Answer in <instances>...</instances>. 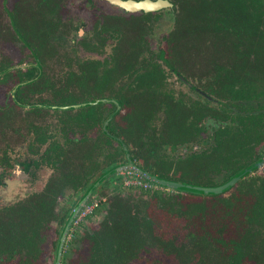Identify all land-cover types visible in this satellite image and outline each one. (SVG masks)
Masks as SVG:
<instances>
[{"label":"trees","instance_id":"obj_1","mask_svg":"<svg viewBox=\"0 0 264 264\" xmlns=\"http://www.w3.org/2000/svg\"><path fill=\"white\" fill-rule=\"evenodd\" d=\"M17 1L21 3L16 14L8 10L6 0L0 1V40L32 42V52L42 57V43L53 33L55 23L40 15V0L36 7L29 0ZM56 1H45L47 12L54 9ZM173 2L175 17L164 37L167 47L166 55L160 54L162 60L183 74H200L199 84L203 74H207L202 88L227 106L238 108L239 104L253 100L257 104L264 97V1ZM129 27L126 58L116 51L109 66L108 62H83L78 69L68 71L69 81L78 72L94 73L99 67L106 75L120 72L125 64L130 68L137 56L136 49L141 47L142 26L133 22ZM199 57L204 60L203 66L193 68L192 62ZM3 68L0 64V71ZM17 76L20 80L21 74ZM9 77L10 72L3 74L0 83ZM154 77L155 83L160 84L164 78L157 64L155 70L148 68L136 76L141 82ZM118 98L126 109L124 114L114 115L109 131L125 140L137 164L157 175L183 182L214 184L219 182L218 176L225 180L251 163L240 162L249 144L260 138L249 128L240 135L229 132L220 138L221 128L213 135L207 132V140L214 141L212 145L207 141V148L184 156L166 154L167 151L175 153L182 145L190 147V142L203 130L206 115L218 117L217 106L208 101L204 106L199 100L189 105L162 88L155 90V95L147 92L129 97L118 95ZM77 99L61 96L57 102L70 103ZM115 149L111 159L96 169L84 184L83 192L106 170L125 161L121 148ZM72 168L64 173L61 184L72 181L76 174ZM250 179L247 173L234 186L236 193L217 195L188 190L173 193V190L138 183L121 184L123 192L149 195L148 201H135L122 194L114 196L115 208L107 210L97 227L85 234L81 253L71 264H264V177ZM104 183L103 179L97 187ZM61 184L47 189L40 198L29 197L0 212V264L54 263L58 241L54 239L46 244L44 234L54 217L52 207ZM101 208L97 203L89 215ZM70 212L62 220V227ZM45 245H49V253L43 262Z\"/></svg>","mask_w":264,"mask_h":264},{"label":"flooded vegetation","instance_id":"obj_2","mask_svg":"<svg viewBox=\"0 0 264 264\" xmlns=\"http://www.w3.org/2000/svg\"><path fill=\"white\" fill-rule=\"evenodd\" d=\"M29 1L31 5L36 7L37 0ZM45 1L40 0V15L43 19L49 18L54 22L55 28L48 39L42 43L43 56L39 57L32 52L33 48L30 46L32 42L14 39L13 42H20L26 48L31 60L23 64L0 63L4 65V68L0 71V78L3 74L10 72L11 77L9 79L13 80L8 90V99L0 105V188H6L8 181L16 182L15 179L17 178H19V182H23L20 179L27 181V185L21 188L23 193L17 195L16 199L7 201L3 196H0V212L10 205L23 202L29 197L40 198L44 196L47 189H53L57 184H61L64 173L74 167L72 170L76 174L73 176L72 181L58 187L59 192L54 198L52 207L54 217L49 221L50 227L44 234L46 241L54 239L58 241L63 230L62 220L67 217L70 209L86 192H83L84 184L91 178L96 169L102 168L111 159L112 148H121L125 158L124 162L116 165L127 163L121 142L125 144L131 158L125 140L109 131V125L113 121L114 115L118 112L124 114L126 109L119 100L118 95L129 97L137 93L147 92H153L155 95V90L158 91L162 88L172 93L175 98H181L189 105L199 100L203 106L207 101L212 106H217L218 117L213 118L206 115L203 130L199 132L198 137L190 142V147L182 145L179 149H175V153L167 151L166 154L169 156H172V154L184 156L189 152L207 148L209 146L206 144L207 141L210 145L214 141L207 140L206 133L209 132L210 135H213L220 128V132H222L219 133L220 135L218 134L219 138L224 137L229 132L240 135L247 128L260 135L259 139L249 144L244 156L240 159L241 163L251 161L249 164L251 165L264 156V97L260 98L257 104L254 100L245 101L246 103L238 105L239 109L230 105L227 106L226 103L219 102L217 98L207 94L202 88L206 85L207 74H203L199 84L197 78L200 74H183L162 60L160 54L166 55L165 49L167 47L164 37L171 29L175 17L173 0H168L171 6H164L156 10L142 8L130 10L127 7L118 5L114 0H57L51 12L46 11ZM147 1L154 2L155 0ZM20 3L21 1L17 0H6L5 5L8 10L16 14L17 5H20ZM118 9L120 12L115 11ZM164 9L171 13L172 19L167 28L160 32L158 38L156 36L155 50L153 51L151 45L154 40L149 35L154 34L155 22L160 19V13ZM75 12H79L77 14L78 18L73 17ZM133 22H138L142 26V33L139 34L141 47L136 49L137 51L135 50L137 56L130 68L125 64L121 67L120 72L116 71L114 74L106 75L100 71L99 67V71L94 73L78 72L72 75V81H69L71 75L68 71L78 69V65L83 62L93 61L99 64L108 62L109 66L116 51L122 53L123 57L126 58L128 53L126 39L130 35L128 27ZM33 42L36 43V41ZM56 47L58 49L64 48L62 50L66 53L71 51L73 55L75 54L74 67L65 73H60L61 76H58L60 84L57 83L54 86L50 83L48 87L51 88V96L48 99L34 100L27 90H30L37 81L43 80L44 82L47 80V75L43 72L44 54L51 50L56 51ZM71 53L69 54L71 55ZM124 63H126L125 59ZM155 64L163 70L164 78L161 84L159 82L155 83V77L147 79L145 82L138 81L136 76H140L148 68L155 70ZM13 71L16 74L12 73ZM28 71H31L29 75L26 74ZM18 73L21 74L20 80L17 79ZM170 75L184 85L187 92L174 89L170 85ZM76 78H79V80ZM81 80H84V82H81ZM61 96H73L78 99L74 102L60 104L57 101ZM18 97L19 99H17ZM95 100L98 101L94 102ZM92 101L94 103L88 104ZM80 103L86 104L69 109L49 107ZM3 111L8 114L5 115ZM42 112H48L53 122L36 121L37 118H40ZM221 116L225 117L226 120H223ZM224 126H227L226 129H223ZM106 138L110 141H106ZM205 140L206 142H204ZM259 144L260 147L250 155V151L253 152L254 147L259 146ZM243 158L246 160H243ZM132 161L136 166L143 168L135 160L132 159ZM259 168L264 169V163L248 173L251 178L254 177L255 181L264 177V175L257 174L256 171ZM113 173L115 175L111 174L112 176L110 175L104 179L105 183L102 187H97L98 185L95 187L98 189L92 191L89 202L101 191H106L115 182L124 184L123 180L128 177L138 184L151 186L144 181L135 180V171L128 170V168ZM245 176L238 179L224 192L232 189ZM229 178L223 180L222 177L218 176L216 178L219 181L218 183L206 185H219ZM16 183L13 184L14 187H18ZM60 202H63L62 206L58 207ZM47 253H49V250Z\"/></svg>","mask_w":264,"mask_h":264},{"label":"rangeland","instance_id":"obj_3","mask_svg":"<svg viewBox=\"0 0 264 264\" xmlns=\"http://www.w3.org/2000/svg\"><path fill=\"white\" fill-rule=\"evenodd\" d=\"M117 12H120V10H115ZM79 12H75L74 18H78ZM172 19V15L168 10H162L160 13V19L155 22V26L153 29L154 34L149 35L150 38L152 37L154 42L151 45V48L153 51L155 50V41H156V36L158 38L159 34L161 31L167 28L169 25L170 20ZM152 32V33H153ZM68 35V34H67ZM14 40H0V63H10V64H23L26 61L31 60V56L29 52L24 48V46L20 42H13ZM68 41V40H67ZM64 48H59L56 47V51H48L47 53L44 54V65H43V72L45 75H47V80L43 82V80H39L36 83H34V86L30 88V90H27L30 96L34 100H39V99H48L51 96V88L48 86L53 84H60L59 83V77L61 76L60 73H65L67 72L70 68L74 67L75 61L74 57L75 54L71 53V51H63ZM71 53V55L69 54ZM99 57V56H98ZM191 61V59H190ZM203 59L202 57L197 60L192 62L193 68H200V66H203ZM195 70V69H194ZM197 70V69H196ZM12 73H15L13 71ZM16 74V73H15ZM59 76V77H58ZM12 79L10 80L9 78L0 83V105L4 102V100L8 99V90L11 87L12 84ZM170 85L173 86L174 89L178 91H184L187 92V89L184 85L180 84L174 77L170 75L169 78ZM43 121L45 120L46 122H53L52 117L48 112H42L40 115V118H37L36 121ZM260 147L256 145L253 149V152L250 151V155L254 153V150ZM113 151H117L114 147L112 148ZM252 152V153H251ZM247 158V157H246ZM243 160H246L243 158ZM242 160V161H243ZM258 175L263 176L264 175V169L259 168L258 171H256ZM254 178V177H253ZM252 178V179H253ZM252 179H250L252 181ZM19 178L15 179V181H8L7 187L6 188H0V196H3L5 200H14L16 197L20 195L22 191V186L27 185V181H24V179H20L23 182L18 181ZM122 180V179H121ZM124 184H129V183H134L131 178H125L123 180ZM17 184L18 187H14L13 184ZM20 183V184H18ZM120 191L122 193H120ZM105 194H98L96 195L91 202H89L87 205L84 206L82 211L76 216L75 220L73 221V224L71 225L69 229V233L66 237L65 245L63 248V256L61 260V264H71L74 257L79 255L82 250L83 246V241L85 238L86 233L90 232L93 227H97L98 223L100 220H102L103 216L106 215V211L110 210V208H115L114 204V196H118V194H122V196L128 195L129 197H132L135 201L139 202H146L149 199V195H143L142 193H138L137 191L133 192H123L121 190V184L119 182H115L113 185H111L106 191ZM175 193L174 191H172ZM227 192L229 193H236V188L234 187L233 189L228 190ZM226 193V192H224ZM18 195V196H17ZM63 202H60L59 206H62ZM95 203H100L102 208L100 209L99 212H96L95 214L89 215V212L92 210V207L94 206ZM49 242L47 241L46 244ZM45 253L43 255V258L41 261L45 262V259H48V249L49 245H45Z\"/></svg>","mask_w":264,"mask_h":264},{"label":"water","instance_id":"obj_4","mask_svg":"<svg viewBox=\"0 0 264 264\" xmlns=\"http://www.w3.org/2000/svg\"><path fill=\"white\" fill-rule=\"evenodd\" d=\"M114 1L118 5L127 7L130 10H138L141 8L145 10L147 9L156 10L164 6H171V3L168 0H155L154 2H150L147 0H144V1L114 0ZM97 101L98 100H95L94 102H97ZM94 102L93 101L88 102V104H92ZM85 104L86 103H80V104H74V105H57V106H49V107L57 108V109H69L72 107H76L79 105H85ZM120 144L125 152L127 163L125 165H116L108 169L105 173L101 174L99 177H97L92 182V184L89 186V188L86 190V192L82 195V197L78 200L75 206L71 209V212L63 226V230L57 242L53 264H60L63 245L66 240V234L69 231L71 225L73 224V221L75 220L76 216L82 211L84 206L89 203L90 197L92 196L93 189L99 184V182H101L103 179L110 176L115 171L128 168V170L135 171L136 173L134 177L135 180L144 181L154 187L165 188L168 190H188V191L199 192L203 195H217V194L224 192L228 188H230L238 179H240L242 176L249 173L253 168L259 167L260 165L264 163V156H263L257 162L245 167L242 172L231 176L224 183L219 184V185L207 186V185H202V184H197V183L183 182V181L175 180V179L168 178V177H163V176L151 173L145 170L144 168H140L136 166L134 162L132 161V159L129 157V153L127 151L125 144L122 142Z\"/></svg>","mask_w":264,"mask_h":264},{"label":"built area","instance_id":"obj_5","mask_svg":"<svg viewBox=\"0 0 264 264\" xmlns=\"http://www.w3.org/2000/svg\"><path fill=\"white\" fill-rule=\"evenodd\" d=\"M134 183H137V182H134ZM96 206V203L94 204V206L92 207V209Z\"/></svg>","mask_w":264,"mask_h":264}]
</instances>
